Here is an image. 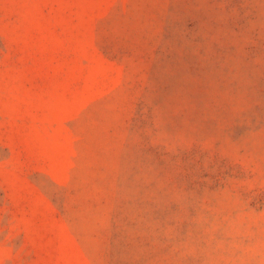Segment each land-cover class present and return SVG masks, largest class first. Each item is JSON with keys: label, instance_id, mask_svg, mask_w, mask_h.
Masks as SVG:
<instances>
[{"label": "rangeland", "instance_id": "rangeland-1", "mask_svg": "<svg viewBox=\"0 0 264 264\" xmlns=\"http://www.w3.org/2000/svg\"><path fill=\"white\" fill-rule=\"evenodd\" d=\"M0 264H264V0H0Z\"/></svg>", "mask_w": 264, "mask_h": 264}]
</instances>
